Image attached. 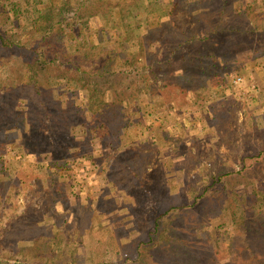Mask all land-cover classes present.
I'll return each instance as SVG.
<instances>
[{
    "label": "rangeland",
    "instance_id": "374dc122",
    "mask_svg": "<svg viewBox=\"0 0 264 264\" xmlns=\"http://www.w3.org/2000/svg\"><path fill=\"white\" fill-rule=\"evenodd\" d=\"M28 3L0 0V264H264V0Z\"/></svg>",
    "mask_w": 264,
    "mask_h": 264
},
{
    "label": "trees",
    "instance_id": "16d2710c",
    "mask_svg": "<svg viewBox=\"0 0 264 264\" xmlns=\"http://www.w3.org/2000/svg\"><path fill=\"white\" fill-rule=\"evenodd\" d=\"M26 1V3L27 4H29L28 3V0H25ZM40 2H42V0H40ZM246 2V8H251V7H253V3L251 2V1H245ZM172 3V1L170 2V4ZM51 4V2H49V4H46V8L44 9V11H36L37 13H39V15H38V19H40V20H45V22H47L48 24H45L46 26L44 27V29H46V30H48L47 32H49V31H51V23H52V20L54 19L55 21H54V25H61L62 24V20H63V13H64V10H65V6L64 5H62V6H60V7H58V9L54 12V10L53 9H50V7L49 6H52V5H50ZM45 5V4H44ZM28 6H31V5H28ZM84 7V0H78V11H81V8H83ZM172 7V8H171ZM170 8L171 9H169L168 11H167V9H166V11H167V14L169 13H171L172 12V10H173V8H174V6H173V4H172V6H171ZM245 8V9H246ZM150 9H152V8H150ZM237 10H239V9H237ZM238 12H240V13H238L239 14V16H241L242 15V11H238ZM12 13H14V14H16V15H18V13H19V11H18V9H16L15 10V8L14 7H12ZM78 14V13H77ZM82 15V14H81ZM81 15H77L78 17L79 16H81ZM261 15H263V13L261 12ZM254 16L255 17H257L258 16V13L257 12H254ZM102 17H103V15H102ZM105 17V16H104ZM103 17V18H104ZM119 17L120 18H122V20H124L125 18H128L129 16L128 15H119ZM220 17H218V21H217V23L213 26V27H211V29H210V26L208 27V31H209V29H210V31H209V33L210 32H212L213 34H215V33H218V32H222V31H225V32H228V34H231L232 32H238V31H236L235 30V28H233V27H230V28H228V29H223L222 28V25H223V23L220 21ZM263 20H264V17H263ZM51 22V23H50ZM34 23V22H33ZM155 23V22H154ZM261 23V22H260ZM53 25V26H54ZM155 25H157V26H155ZM154 26L155 27H159L160 25H161V23L160 22H158V23H156ZM212 25V24H211ZM80 27H77L76 29H74L73 28V26H72V28L70 29V31L68 32V34H67V36L68 37H70V39H76V37H75V32L78 34V35H80L81 37H83V35H82V28L85 26V24L83 23V24H80L79 25ZM121 27L125 30L124 31V34L126 35V33H128L129 32V28L126 26V24H124L123 22H122V25H121ZM251 31H253V32H255V33H258L257 35L259 36V38H257L256 40H261V41H264V26H262L261 24L260 25H255V26H253L252 27V29H251ZM131 32H132V29H131ZM99 35V34H98ZM100 36V35H99ZM197 35H193V36H191V37H189L187 34H184V35H182L181 36V38H180V42H179V44H178V46L180 47V46H185V45H187L188 43H190V42H192L193 40H195V39H193L194 37H196ZM204 39H207L206 37L205 38H203L202 40H204ZM45 40V38H42V41H44ZM192 40V41H191ZM0 41H1V44L2 45H7V42L5 41V38L3 37V36H1L0 35ZM86 41H85V39H83V43H80V42H78V46H86L87 45V43H85ZM153 42V41H152ZM221 44H223V42H221V43H219L218 45L219 46H221ZM91 49H100V47L99 46H93ZM77 52H78V47H76V49H75ZM187 56H189V53H187L186 54ZM25 56H27V55H25ZM32 57L30 58V60L26 63L27 64V66H29V67H31L32 69H33V72H36L37 70H36V68H38V64H40V63H45L47 60H39L38 59V57L40 58H42V57H44V55H43V53H40V52H38L37 54H36V51L35 52H33V55H31ZM87 56V54L85 53V55H84V58ZM254 56L257 58H264V54L263 53H254ZM98 58V57H97ZM44 59V58H43ZM99 59V58H98ZM103 61H104V63H103V65L101 64L100 66H101V68H104L105 66H108V62H106L105 61V59H102ZM108 60H110L109 62H112V61H114L115 59H111L110 57H108ZM127 60V59H126ZM51 61H53V60H51ZM128 61V60H127ZM223 61V60H222ZM48 62V61H47ZM194 64H195V62H194ZM202 65V64H201ZM204 66H201V68H203ZM101 68H99V71L101 70ZM99 71H97L98 73H99V75H101L102 73L101 72H99ZM37 73H33V76H35ZM34 83H35V81H34ZM168 204H170V205H167L168 206V209H166V210H164L163 212H162V214H159L158 216H157V219H156V222H155V224H154V228H153V230L151 231V234H150V242H152V241H154V239H153V235L156 233V234H158V232H159V227H160V218L162 217V216H165L166 214H168L169 213V211H170V209H173L174 208V205L172 204V203H168ZM151 244V243H150ZM191 251H193V249H190V252Z\"/></svg>",
    "mask_w": 264,
    "mask_h": 264
}]
</instances>
